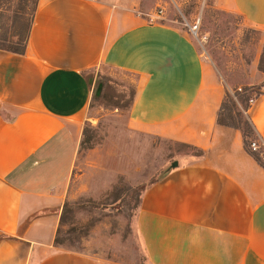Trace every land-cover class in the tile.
<instances>
[{"label": "crops", "instance_id": "1", "mask_svg": "<svg viewBox=\"0 0 264 264\" xmlns=\"http://www.w3.org/2000/svg\"><path fill=\"white\" fill-rule=\"evenodd\" d=\"M149 0H37L24 54L0 50V264H107L54 243L92 98L85 72L135 76L131 129L185 154L142 193L134 227L146 264H264V167L217 123L228 86ZM264 30V0H218ZM263 91L244 116L264 143Z\"/></svg>", "mask_w": 264, "mask_h": 264}, {"label": "rangeland", "instance_id": "2", "mask_svg": "<svg viewBox=\"0 0 264 264\" xmlns=\"http://www.w3.org/2000/svg\"><path fill=\"white\" fill-rule=\"evenodd\" d=\"M36 1L0 0V32L18 17L32 20ZM149 1L152 9L144 12L146 17L159 14L161 18L154 20L188 31L197 25L196 34L189 32L200 53L216 66L229 93L251 83L252 64L264 46V30L248 25L239 13L219 7L218 0ZM249 29L260 31L258 40L243 43ZM85 74L92 94L99 82L102 89L90 100L67 184L59 236L66 248L96 255L107 264H146L134 227L142 193L167 174L179 157L200 152L130 128L134 75L107 65ZM260 157L264 162V154Z\"/></svg>", "mask_w": 264, "mask_h": 264}, {"label": "trees", "instance_id": "3", "mask_svg": "<svg viewBox=\"0 0 264 264\" xmlns=\"http://www.w3.org/2000/svg\"><path fill=\"white\" fill-rule=\"evenodd\" d=\"M31 24L32 20H21V18L19 17L15 19V21L11 23L8 30L0 32V50L14 54H24ZM250 32L254 34H251ZM259 33L260 31L258 30L249 29L246 33H244L241 40L243 43H247L251 39H253V41H257V35H259ZM250 61V58L246 59L247 64L250 63ZM257 69L260 72L264 73V46L258 58ZM261 88L262 85H243L235 88L231 93L226 91L225 96L219 106L216 121L220 125L239 129L242 133L246 151H248L254 157V159L262 167H264V162L262 161L260 154L258 152L251 151L249 148V143L253 138H257L261 142L262 140L259 138V136L255 135L252 125L244 116V111H246L250 107V100H253L255 97L261 94ZM96 89H98V94L96 93ZM96 89L93 94L94 96L92 95L91 100L99 96L102 89V82H99ZM132 99L133 96L131 98V101ZM65 209L66 208L64 203L63 208L60 212L59 222L62 216L65 214ZM64 242L65 240L60 238L59 228H57V235L55 237L54 243L56 244V246L66 248Z\"/></svg>", "mask_w": 264, "mask_h": 264}, {"label": "built area", "instance_id": "4", "mask_svg": "<svg viewBox=\"0 0 264 264\" xmlns=\"http://www.w3.org/2000/svg\"><path fill=\"white\" fill-rule=\"evenodd\" d=\"M149 20H154V19H159L161 18V16H159V14L154 15V16H150ZM189 31L192 34H196L197 32V25L194 26H189ZM252 102V100H250V103ZM249 148L251 151L254 152H258L260 155L264 154V144L257 138H253L250 143H249Z\"/></svg>", "mask_w": 264, "mask_h": 264}]
</instances>
